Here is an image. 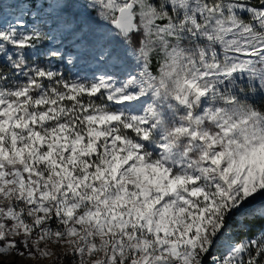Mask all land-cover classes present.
Here are the masks:
<instances>
[{
  "label": "snow or ice",
  "instance_id": "obj_1",
  "mask_svg": "<svg viewBox=\"0 0 264 264\" xmlns=\"http://www.w3.org/2000/svg\"><path fill=\"white\" fill-rule=\"evenodd\" d=\"M0 264H264V0H0Z\"/></svg>",
  "mask_w": 264,
  "mask_h": 264
}]
</instances>
